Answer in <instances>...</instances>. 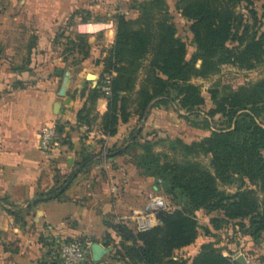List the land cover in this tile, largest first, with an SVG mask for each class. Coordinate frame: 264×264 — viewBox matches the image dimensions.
Segmentation results:
<instances>
[{"label":"crops","instance_id":"crops-1","mask_svg":"<svg viewBox=\"0 0 264 264\" xmlns=\"http://www.w3.org/2000/svg\"><path fill=\"white\" fill-rule=\"evenodd\" d=\"M125 5L126 0H0V264H49V238L56 235L96 238L91 244L106 250L102 239L113 231L108 225L129 222L137 212L130 197L143 192L142 179L133 176L129 155L109 150L131 142L124 137L138 115L120 121L111 136L102 123L109 96L88 99L106 73L118 16L138 17L137 9ZM60 31L66 42L84 39L89 45L88 57L77 66L53 55ZM73 52L75 60L83 58L82 51ZM58 68L71 72L65 96L59 94ZM84 106L89 123L78 120ZM172 119L167 109L152 108L146 125ZM56 120L70 142L47 153L39 147V134ZM139 224L152 225V217H140ZM112 252L107 249L96 262L121 264Z\"/></svg>","mask_w":264,"mask_h":264},{"label":"trees","instance_id":"trees-1","mask_svg":"<svg viewBox=\"0 0 264 264\" xmlns=\"http://www.w3.org/2000/svg\"><path fill=\"white\" fill-rule=\"evenodd\" d=\"M258 1L260 10L257 0H176L177 11L190 23L195 48L190 56L166 0H142L136 19L119 15L115 42L105 58V72L114 70L116 74L110 82L108 111L102 117L104 132L115 135L120 121L128 122L133 113L143 117L154 106L175 104L179 110L192 112L205 103L200 88L191 82L193 77H205L225 64L254 69L264 63V0ZM65 46L83 52L79 64L89 55V45L84 39L68 40ZM103 82L102 75L89 92L91 102L104 94L100 88ZM214 98L217 99L215 95ZM86 111L84 106L78 113L82 123H89ZM213 113H220L229 123L227 128L214 131L203 140L204 149L212 154L217 178L226 182L248 179L263 193L262 201L254 190L233 196L217 194L211 175L195 171L187 174L181 167L162 164L152 150V143L148 139L139 143L132 133L127 146L111 148L110 153L131 155L138 145L140 151L133 157L135 167L146 176L156 177L159 183L165 181V193L174 201L185 202V207L160 211L162 224L146 230H137L130 221L110 223L108 226L122 239V248L113 251L117 255L111 254L113 260L121 264H232L211 244L204 245L191 260L176 256L177 250L197 239L198 222L194 213L200 208L220 210L227 219H249V225L242 226L255 240L261 237L264 232V80L241 86L217 99ZM58 131L63 134V124L58 125ZM62 142H70L69 136H64ZM88 158L84 157L83 162ZM219 221L213 220L215 229L220 228Z\"/></svg>","mask_w":264,"mask_h":264},{"label":"rangeland","instance_id":"rangeland-1","mask_svg":"<svg viewBox=\"0 0 264 264\" xmlns=\"http://www.w3.org/2000/svg\"><path fill=\"white\" fill-rule=\"evenodd\" d=\"M141 1L142 0H126L127 5H125V8L137 9ZM166 1L176 24L178 34L188 44L190 56L195 49L192 44L193 35L190 31V23L177 11L176 0ZM256 5L260 10V1L257 0ZM243 11L246 12L245 9H243ZM131 15L132 14H128V16ZM252 30L254 31L255 27ZM36 37L37 36H34V38ZM64 39V31H60L55 39L56 48L52 49L53 55L56 54L57 56H63V60L70 58L72 60L69 64L77 66L79 60L78 62L75 60L77 56L72 57L74 52L71 51V48H66V40ZM51 65L53 67L59 65V61L52 62ZM67 65L68 64L66 63V66ZM91 73L92 72H90V74ZM88 79H90V76H88ZM260 80H264V63L259 64L254 69H247L232 64L220 65L216 71L205 77H193L191 79L192 83L198 85L201 95L205 98V103L203 105L192 112L179 110L175 104L159 107L154 106L152 108H155L156 110L165 108L171 112L173 117V121L171 120L172 124L166 123L165 125L158 127H153L150 124L146 125L149 114L152 112L151 108L148 111L147 116L146 113L143 117L138 116L133 124L134 128L128 130V134L124 139L126 141L130 140L132 133L135 140H138L139 143H143L148 139L152 143V150L158 156L162 164L167 163L181 167L187 174L193 173L194 171L208 173L214 178L215 182L213 189L217 194L233 196L244 190H254L256 196L261 202L263 199V193L256 185H252L248 179H245L244 182L237 179H231L226 182L217 178L212 165V154L208 153L203 146V140L206 137H209L212 132L229 126L227 120L220 113H213L216 108V100L224 95L237 91L241 86L249 85ZM214 95L217 99L214 98ZM139 151L140 147L137 145L132 152L133 154L126 157L130 164L134 165V154ZM133 176L141 178L142 185H144L141 194H136V196L130 197V202L134 204V207L137 210V212H132L134 213V218L130 220V224L137 230L142 229H140V224H138L136 218L140 214L139 212H143L145 215L150 214L149 216L152 217L153 221L151 228L162 224V221L160 220L161 212L153 215L145 208L148 193L152 191L166 196L167 209L163 211L184 209L185 202L179 200L174 201L170 195L165 193L163 189L165 181L159 183L156 177L146 176L143 171L138 170L136 167L134 168ZM113 196L116 195L112 193L111 198H115ZM194 215L198 222V237L190 246L177 250L175 253L177 257L191 260L202 251L204 245L211 244L215 249L221 251L226 258L230 259V261H232L233 256L241 252L250 259V264H264V232L257 240L251 237L246 231L247 228L242 226H248L249 219H227L220 210L209 211L204 208L196 210ZM214 219L220 220L219 229L214 228ZM108 227L110 228V226ZM74 239H84L92 242L99 240L96 238L88 239L83 237ZM102 242L106 249L111 248L112 251L116 250L117 252L118 249L122 248L121 237L113 231L108 233V235L102 239ZM126 243L129 242L127 241ZM112 254L113 256L117 255V253L114 254V252H112ZM110 257H112V255H110ZM105 261V264H111L109 260Z\"/></svg>","mask_w":264,"mask_h":264},{"label":"built area","instance_id":"built-area-1","mask_svg":"<svg viewBox=\"0 0 264 264\" xmlns=\"http://www.w3.org/2000/svg\"><path fill=\"white\" fill-rule=\"evenodd\" d=\"M116 72L113 70L110 73L104 74V82L100 86L103 93L107 96L111 94L110 82L115 76ZM97 86V85H96ZM59 121L56 120L51 124L45 126L39 134V147L42 151L47 153H54L62 145L63 134L58 131ZM112 192H115V187H112ZM148 202L146 209L151 214L155 215L160 211L167 209V200L164 194L157 192L148 193ZM140 214L136 217L139 224V218L142 216L148 217L150 214ZM153 225V224H152ZM152 225L141 226V230L151 228ZM144 228V229H143ZM146 228V229H145ZM50 260L55 264H102L94 261L91 257V242L90 241H70L59 235L49 238ZM244 257V262L239 261L240 257ZM250 259L241 252L233 256L232 264H250Z\"/></svg>","mask_w":264,"mask_h":264},{"label":"water","instance_id":"water-1","mask_svg":"<svg viewBox=\"0 0 264 264\" xmlns=\"http://www.w3.org/2000/svg\"><path fill=\"white\" fill-rule=\"evenodd\" d=\"M57 74L58 75H63V82H62V85H61V88H60V92L59 94L61 96H65L66 93H67V90H68V87L70 85V81H71V72L70 71H63V69L61 68H58L57 69ZM90 76V79L93 78L92 75H89ZM72 161H73V158L72 157H69L68 159V162L69 164H72ZM104 252H107V249H103L101 245L99 244H95V243H92L91 244V255H92V259L94 261H98L100 260V257L101 255L104 253ZM239 261L241 262H244V257H240L239 258Z\"/></svg>","mask_w":264,"mask_h":264}]
</instances>
